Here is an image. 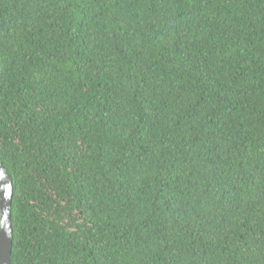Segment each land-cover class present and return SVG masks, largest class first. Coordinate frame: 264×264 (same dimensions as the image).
<instances>
[{
    "label": "trees",
    "instance_id": "obj_1",
    "mask_svg": "<svg viewBox=\"0 0 264 264\" xmlns=\"http://www.w3.org/2000/svg\"><path fill=\"white\" fill-rule=\"evenodd\" d=\"M0 162L10 264H264V0H0Z\"/></svg>",
    "mask_w": 264,
    "mask_h": 264
},
{
    "label": "water",
    "instance_id": "obj_2",
    "mask_svg": "<svg viewBox=\"0 0 264 264\" xmlns=\"http://www.w3.org/2000/svg\"><path fill=\"white\" fill-rule=\"evenodd\" d=\"M10 186L7 198L5 190ZM12 179L0 162V264H10L13 251L12 200L14 196Z\"/></svg>",
    "mask_w": 264,
    "mask_h": 264
},
{
    "label": "clouds",
    "instance_id": "obj_3",
    "mask_svg": "<svg viewBox=\"0 0 264 264\" xmlns=\"http://www.w3.org/2000/svg\"><path fill=\"white\" fill-rule=\"evenodd\" d=\"M10 191V186L5 190V197L7 198L8 192Z\"/></svg>",
    "mask_w": 264,
    "mask_h": 264
}]
</instances>
